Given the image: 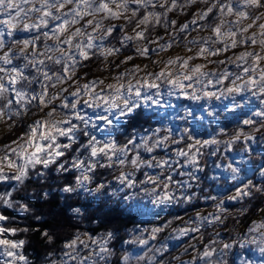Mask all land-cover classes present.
Listing matches in <instances>:
<instances>
[{
	"label": "snow or ice",
	"instance_id": "obj_1",
	"mask_svg": "<svg viewBox=\"0 0 264 264\" xmlns=\"http://www.w3.org/2000/svg\"><path fill=\"white\" fill-rule=\"evenodd\" d=\"M12 0H0V9L3 8L5 3H11ZM85 0H69L67 9L65 7L64 0H41L37 5L36 0H22V3L25 5L31 4L32 7L29 11L33 14H36V20L34 22L23 23V28L20 30L22 33L33 32V30H38L42 34L47 43L44 44V48L47 51V56H45V51L40 50V46L36 41H33L28 38H16L14 33H18L16 29V24L21 22V16L23 13L20 12L17 8L16 12L13 13L11 10L8 13L0 11V16L3 18L0 19V47L7 48L8 45L5 44V35L11 37V42H20L22 47L16 51H13L9 48L8 51L0 53V101H3L4 93H8L7 101L0 103V116L5 115L6 108L15 109V114L18 115L21 107L29 108L32 102H39L44 105L47 103L48 94L50 88L48 83L45 81H51L53 75L63 78L68 76L70 68L76 63L74 58L71 46L76 40V34L81 32L84 28L89 25L95 24V27L91 29L90 32L85 33L88 41L94 39V33L100 29L101 25L98 21L88 20L82 18V15L86 17L87 12L82 14L81 12V3H84ZM122 0H100L102 9L105 12L104 19L109 18H119L123 15V11L120 8V3ZM133 2L142 10L137 16L136 12H133V16H136V19H131L127 16L124 17V23L121 25L113 24L106 29V34H111L113 32H120L121 28H127L130 24H136L141 26V30L134 29L136 40H142L145 37L147 25L152 23V17L155 16V26H158L161 22L165 24L171 23L176 25L177 22L175 19H171L166 13L162 14L161 12L153 13L151 10L145 11L144 8H168L169 11L177 7L179 0H170V3L164 2L159 5L156 4V0H133ZM198 3H203L204 0H196ZM110 3H115L116 7H110ZM186 4H192L193 0H185ZM58 5L57 7H53ZM75 5V8L72 7ZM264 6V0H237L236 3H233V0H215V3L209 4L208 6L199 10V14H194L191 19L192 24H198L200 27L210 26L211 40L216 42V48L210 49V39L209 37L202 38L199 43L202 44L200 51L197 53V58L204 59V53L207 51L212 56H219L221 52L228 53L232 52L236 56L237 67L241 70L239 74L232 78V73L230 71L222 72L219 77L215 80H209L208 83L218 84L222 87L219 89L220 93L226 95L236 96L242 92H251L253 96L264 94V64L261 63L264 60V56H261L259 51H249V50H239L244 46H255L257 43L264 48V23L259 24V28L262 29L259 33H252L251 35H241V33H247L253 25L249 24L243 27L238 28L239 21L241 19H249L252 17V12L249 9L259 10ZM243 9V11H241ZM227 15L230 18L227 21L229 25L227 31L225 30V20L223 17ZM256 19V17H253ZM79 21V27H73L69 29V25H75ZM180 33L185 32L188 29V23H180L178 25ZM50 29V30H45ZM70 32V34L65 37L64 33ZM179 35V33L177 34ZM56 37L55 40L52 38ZM159 38V35H158ZM131 37L127 34H123L121 41H131ZM36 40H39V36L36 37ZM225 40L228 42L225 43ZM171 41V40H170ZM195 43L197 41H191ZM85 42L81 41L77 44V50L79 56L87 61L89 59L88 51L85 48ZM92 47L91 44L88 45ZM162 47L170 48L172 46L171 42H167L166 45L162 44ZM68 48L67 53L68 57H73L72 63L69 64L68 60L65 57V53L60 52L59 55L55 57L52 55L53 48ZM119 51L118 48L108 49L105 53L106 55H114ZM134 51L138 52L139 55L147 57L152 54L154 51L153 48L148 47L147 45L141 51L135 49ZM16 57V59H13ZM227 56L225 57V59ZM131 56H125L124 61H131ZM176 62L180 64L181 67L187 68L189 66V58H180L176 57ZM225 59H221L217 62L223 64ZM51 61L53 65L58 67L48 69L46 62ZM168 65L172 63V60L166 62ZM39 66V67H38ZM137 70L139 66H133ZM204 66L197 64L193 66V70L200 72L201 75H209L208 73H203L201 70ZM26 68H31L33 71L28 72ZM35 72L40 80H36V76L33 75ZM211 75L215 76V73ZM171 77L168 80V84L173 86L169 91V95L173 91L179 90V95L185 96L193 101H199L201 99L207 98H216L219 99L217 91L209 90L206 86L202 91V94H197L195 88L189 83L186 84V81L193 80L191 75L177 73L175 76L172 75L170 68L167 70L162 68L154 73H145V76L142 77L141 81H138L136 88L130 84L128 86L129 97H124V85H108L110 89L114 90V95L109 97L108 95L101 94L99 97H92V93L88 92L90 99H102L106 103L111 100V104L105 111H111L112 109H120V115L126 116L130 115L134 110L140 107L141 102L150 101L152 104H159L161 101L157 98L161 94L159 91H156L155 96H145L143 94L144 88H151L153 90H158L160 85L156 81L162 77ZM183 76V79L180 77ZM247 79H244V77ZM152 77V79H149ZM239 81V83L237 82ZM103 83V81H100ZM41 84V90L36 91V84ZM93 83H95L93 81ZM31 85V87H28ZM79 90H76L77 94ZM9 93L12 95L10 96ZM31 93V96H29ZM135 95L137 97L136 101H130V97ZM13 96L15 99H13ZM55 98V97H54ZM120 98H124V104L121 106L116 103ZM261 108L253 113V116L258 117L259 119L254 120L253 118L243 119V125L249 126L250 131H245L244 129L237 128L231 133H226L225 129L221 128V135H228V139L224 140L223 143L228 148H233L234 145L240 141H251L254 137L259 134L264 138V100H261ZM66 107L67 105H62ZM52 113H49L51 115ZM211 115V113H209ZM77 119H84L77 115ZM97 119L101 124L107 123L110 124L112 121L107 116H100ZM134 119V118H133ZM67 121L55 122L49 126L48 121H37L32 126V132L29 136V141L24 144L23 151L20 149H12L9 151L8 155H5L3 158H0V181H13L15 182L13 187L14 189L18 186H22L28 180L32 170L35 171L37 177L43 178L45 180L49 179L48 173L55 171L63 175L64 173H69L70 170H75L74 175H72L71 180H66L60 191L64 193H76L78 190H87L96 192L101 189H104L103 183H98L95 187H88L93 182V177L95 175V170L97 168H113L118 169V175L114 178L120 182L121 185L127 187L135 186L136 181L129 178L134 175L136 170L142 168V166H147L150 168H158L161 172L157 175H148L145 173V180L140 181L143 184L145 181L149 184L154 185L152 188L148 189L149 192L155 197L154 202L161 204L164 201L171 203L176 200L177 197L173 194L171 186L177 184L173 177L169 174L171 165L168 159L163 157L157 158L155 155L151 159H145L142 157L138 150L143 149L144 152L153 153V150L156 148L163 147L168 149V141L170 139V130H165L168 134L157 136V133L161 132V129H155L151 136L144 135L140 137L138 142L135 141V137H130L123 145H121L118 139L112 140H100L96 136H91L87 138L86 143H80L78 148H75L76 152H80L81 149L87 153V158L82 159L81 156L72 155L71 159L66 158V152L62 151L63 149H73L75 137L72 136V128L69 127H60V124L67 125ZM37 128L46 130L47 135L51 136V141L56 140L57 133L59 135H66L69 139V143L63 145H56V147H51V143L47 146L41 145L36 142L34 137L37 131ZM189 130L184 129V133L188 134ZM43 135V133H42ZM173 144H179V141L172 139ZM221 140L212 138L207 140L195 139L192 135H187V140L184 147H177L175 149V155L178 157L184 158V163L191 165L194 170L200 169V158L205 154V149L209 145H219ZM31 148L32 151L28 152L27 149ZM51 150H48V149ZM247 145H243L241 150L245 151ZM47 152L43 158H41V152ZM216 150L211 152V155H216ZM15 153L18 157L17 160L11 159L12 154ZM131 153V155H129ZM63 160V162H61ZM23 161V163H21ZM37 166H40L37 170ZM125 166H128L131 171H127ZM216 167H221L217 164ZM226 172L230 174V179L237 181L241 186L235 187L234 192L231 195L225 197L226 200H245L246 203L251 200H259L264 202V167H261L258 171V175L261 177V182L256 183L254 180L249 179L246 183L240 178L241 167L234 165L233 163H227L223 165ZM14 169L11 173H5L4 169ZM185 175V173H181ZM192 179H196L195 171L187 173ZM163 177V178H162ZM187 185V181L184 182ZM190 187V186H189ZM157 188H160L161 191L157 195ZM43 195L47 196L48 193L45 192ZM195 194L185 195L181 194L184 202L190 203ZM12 192H0V206L3 208H13L16 207L20 211H29V206L25 203L15 201L13 198ZM128 199V197H124ZM215 200L213 211L210 213L202 214L200 211L194 213L195 220L189 218L184 221L188 226L182 228H174L173 231L177 232L178 235H185L188 232H197L199 229L195 226L196 224L202 221H215L218 223L224 222L223 214L228 213V208L225 206L224 200H218L216 197H210ZM246 210V209H244ZM259 211L264 212V208L259 209ZM73 212L79 213L80 209L75 208ZM9 217L5 216L2 211H0V222L7 221ZM38 219V217H37ZM176 219L182 220V217H176ZM171 224V221L168 222ZM258 229H264V219L261 221H254L253 227L249 228V232L256 231ZM164 229L159 226H153L150 229L149 239H155L156 234L162 232ZM17 231H28V229H17L5 227L3 224H0V257L4 258V264H28L27 258L19 253L17 250L21 249L25 243L24 240H17L8 237V233H11L13 236ZM145 232H148L149 229H144ZM41 235L45 236L49 242L53 240V236L48 232H43ZM113 232L109 231L105 234L103 238H94L88 236L87 233H84V236L91 241L92 244L99 246V252L95 255H99L101 259H104L106 256L111 255V250L109 249L108 241L113 238ZM246 242L256 243V239L253 238L251 241L241 240L239 243L241 247H244ZM125 243L130 244H140L146 245L148 243L147 239L134 236L132 240L125 241ZM237 243V241H232V243H224L219 249L209 248L208 245L204 246L203 251L198 252L196 256H193L192 259L195 260L198 257L201 259L212 258L213 254L217 251L220 253L221 257L227 255V250L232 248V245ZM77 244H83L87 247V242L84 239H81L79 234H76L73 239L68 241L64 247L67 249H76ZM260 244L259 251L261 254H264V231L260 232ZM66 256L70 259H75L72 252H66ZM90 259V257H89ZM120 259L123 261V264H129L130 256L127 253H124ZM138 259H143V257H138ZM155 257H149V260H154ZM52 264H55L53 261ZM83 264V262H82ZM95 264V261L92 262ZM205 264H227L224 259L213 260L206 259ZM243 264V261H242Z\"/></svg>",
	"mask_w": 264,
	"mask_h": 264
},
{
	"label": "rangeland",
	"instance_id": "obj_2",
	"mask_svg": "<svg viewBox=\"0 0 264 264\" xmlns=\"http://www.w3.org/2000/svg\"><path fill=\"white\" fill-rule=\"evenodd\" d=\"M179 3H183V0H179ZM196 11L197 8L191 6H189L187 12L180 9L183 18L179 22L188 23V29L185 32L197 28L199 23H203H191ZM2 18L0 16V19ZM37 32L38 30H33L29 33H14V35L16 38H25L35 35ZM157 35H163V30H159ZM4 39L6 42H10L7 35ZM130 43L122 51L134 53V49L130 48ZM37 44L42 47L43 41H38ZM239 50L241 49L238 48L236 51ZM171 54L172 51L170 50L169 55ZM231 54L230 51L224 54L223 57L217 58L224 59ZM123 58L121 57V59ZM116 62L119 63L120 61L117 60ZM141 62L140 60H133L130 63L134 65ZM81 63L90 64L91 59L81 61ZM228 68L230 71L234 70L232 65H229ZM84 71H88V69ZM77 76L78 78L83 76V71L79 72ZM91 78V76L86 77L85 82ZM208 88L216 91L219 86L210 85ZM175 91L179 93L178 89ZM9 95L12 94L9 93ZM13 99H15L14 96ZM159 100L161 101L159 104H152L150 101L143 102L141 107L137 109V111L143 110V113L153 115L157 119L156 126L151 125V128L147 126L141 131H126L125 136L128 139L135 137L134 142H138L141 136H151L157 128L161 129L157 136L168 134L165 130H170V139L179 141V144L169 143L168 149L156 148L153 153L144 152L143 149L138 151L145 159H151L155 155L157 158L163 157L169 160L171 165L169 174L179 184V186L177 184L171 186L177 199L171 203L164 201L157 204L154 202L155 197L153 194L144 191V189H150L154 185L146 181L141 184L140 181L145 180V173L157 175L161 170L146 165L136 170L134 175L129 177L136 181L133 187H125L114 178L118 175L116 167L97 168L93 182L89 187H95L98 183H107L110 188H106V193L111 188L123 189L119 191L117 196L109 195L106 199L89 194L84 190H78L72 194L60 191V187L63 186L66 180L70 181L72 175L76 174L75 170H70L69 173L63 175L53 170L48 173L49 179L47 180L37 177L35 175L36 170H32L26 183L15 189L13 187L15 182L0 181V192H12V198L15 201L29 206L30 210L27 212L20 211L16 207L5 209L0 206V211L9 217L7 221L0 222V224L9 228L28 229V231H17L14 236L11 233L7 234L9 238L25 241L23 247L17 251L27 258L28 264H52L53 261L55 264H82V262L83 264H92L93 261H95V264H123L120 257L124 253L129 254L130 264H134L137 257H143L140 264H160L162 261H168L169 264H172L175 256L183 257L181 264H205L206 259H224L227 260V264H242V261L243 264H264V254L259 251V247L262 246L260 244V232L264 229L249 232V228L253 227L254 221L264 219V212L259 211V209L264 208V202L251 200L246 203L247 198L245 200H226L225 197L231 195L235 187L241 185L237 181L231 180L230 174L223 167L227 163H233L241 167L240 178L244 183L249 179L260 183L261 177L258 175V171L261 167H264V138L257 134L251 141L240 140L233 148H228L223 143L224 140L228 139V135H221L220 133L221 128L225 129L226 133H231L237 128L250 131V127L243 125L242 121L249 117L254 120L259 119L253 116V113L261 108L260 102L264 100V94L253 96L251 92L246 91L236 96H222L219 99L204 98L193 101L182 95L168 96L162 92ZM184 109L191 111L192 115L188 116L187 119H179V117L186 115ZM84 111L89 115H93L92 109L85 108ZM209 112L212 115H209ZM97 123L101 122L98 121ZM185 127L189 130L188 134L182 131ZM22 130L23 125H21V132ZM19 134L17 133V135ZM92 134L100 140L104 139L103 135L95 131ZM189 134L195 139L216 138L221 140L219 145H209L205 149V154L199 161L202 170H194L191 165L184 163L183 157L175 155V149L184 147ZM12 138L15 139V137ZM116 139L119 143L126 142L124 137H116ZM0 142L4 141L0 140ZM86 142L87 137L81 134L79 143L66 153V158L70 160L72 155H77L81 156L82 159H86L87 153L83 149L80 152L75 151L80 143ZM245 144L247 149L242 151L241 148ZM217 148L219 151L216 152V155H211V152ZM217 164L221 167H216ZM39 168L40 166H37V170ZM125 168L127 171H131L128 166H125ZM193 171H195L196 179H192L187 175V173ZM181 173H185V175H181ZM185 181H187V185L184 184ZM160 191L161 189L157 188V195ZM45 192L48 193L47 196L43 195ZM182 193L195 195L190 203H186L181 196ZM124 197H128V199ZM210 197L224 200L225 206L228 208V213L223 214L224 222L222 224L215 221H202L195 225L199 229L197 232L178 235L177 232L173 231L174 228L188 226L184 221L189 218L195 220L194 213L197 211L205 215L212 212L216 201ZM75 208L80 209L78 214L73 212ZM248 210L252 212L251 215L248 214ZM176 217H182L183 219L179 220ZM44 219H48L52 223L39 232L38 235L33 236L34 229L30 228L29 222H39ZM169 221H171V224L168 223ZM153 226L162 227L164 230L156 234L155 239H149L150 229ZM146 228L149 229L148 232L144 231ZM109 231L114 234L107 245L112 254L101 259L99 255H95L99 252V246L92 244L84 236V233L94 238H103ZM43 232L50 233L53 240L49 242L45 236L41 235ZM141 233H143L142 238L148 240L146 245L125 243V241L132 240L134 236H140ZM76 234H79L81 239L86 240L88 246L77 244L75 250L79 253V259H70L65 255L66 252H69V249L65 248L64 245L73 239ZM253 238L256 239V243L246 242L244 247H241L239 243L241 240L251 241ZM232 241H237V243L227 250L226 256L221 257L217 251L212 258L201 259L197 256L195 260L192 259L198 252L203 251L205 245H208L209 248L219 249L222 244L232 243ZM156 249L161 250L155 251ZM149 257H155V259L150 261ZM0 264H4V258L2 257H0Z\"/></svg>",
	"mask_w": 264,
	"mask_h": 264
},
{
	"label": "clouds",
	"instance_id": "obj_3",
	"mask_svg": "<svg viewBox=\"0 0 264 264\" xmlns=\"http://www.w3.org/2000/svg\"><path fill=\"white\" fill-rule=\"evenodd\" d=\"M41 2V0H36V4L38 5ZM166 2V0H156V4L159 5L161 3ZM168 3H170V0H167ZM237 0H233V3H236ZM65 7L67 9L69 0H64ZM215 3V0H204L203 3H198L196 0H193L192 4H186L185 0H183V3H178L177 7L171 9L169 11L168 8H144L143 10L148 11L151 10L153 13L155 12H161L162 14H167L171 19H175L177 24L172 25L171 23L165 24L164 22H161L157 27L155 26V16L152 17V23L147 25V31L145 34L144 39L142 40H136L135 38V32L136 30H141V26L136 24H130L127 28H121L120 32H113L111 34H106V29L113 25H121L124 23V17L127 16L131 19H136V16H133V12L135 11L137 16L139 15V12L142 10L139 8L133 0H122L120 3V8L123 11V15L119 18H109L104 19L105 12L101 7L100 0H85L84 3H81V12L82 14L84 12H87L88 15L84 17L82 15V18L98 21L101 25L100 29L97 30L94 33V39L92 41L87 40V36L85 33L90 32L93 27H95V24L89 25L88 27L84 28L81 32L76 34V40L71 46L74 58L76 60V63L70 68L69 74L66 77L60 78L56 75H53V79L49 81H45L44 83H48V86L50 88L47 103L42 105L39 102H32L29 108H23L21 107L19 114H15V109H8L5 110V115L0 116V140L4 142H0V158H3L5 155L9 154V151L12 149H20L23 151V145L26 144L29 141V136L32 132V126L35 122L40 121H48L49 126H51L55 122H63L67 121V125L60 124V127H69L72 128V136L75 137V140L72 141L75 145L79 143V139L81 137V134L83 136L90 138L93 135L92 132L95 131L101 135L104 136L103 140H112L116 139V137H124V139L127 141L128 138L125 136V132L127 129L132 128L133 122H136L138 119L146 118L147 114L145 116H141L140 112L134 110L130 115L121 116L120 115V109H112L111 111H105L106 108H108L111 104V100H109L107 103L103 101L102 99H90L88 96V92L92 93V97H99L101 94L108 95L111 97L114 95V90L110 89L108 85H124V97H129L128 94V86L131 84L133 88H136L139 86L137 84L138 81H141L142 77L145 76V73H154L158 71V69H168L170 68L172 71V75L175 76L177 73L191 75L193 77V80L187 81L186 84H191L197 94H202V91L204 88L210 85H218L215 83L209 84L208 81L212 80L215 81L219 75L224 71H230L228 66L232 65L234 66V70H231L232 78H235L237 74L241 71L237 67V61L235 54L228 55L225 59V62L223 64L217 62L221 59L217 57H223L225 53L221 52L219 56H212L209 54V52L204 53V59L197 58V53L200 51L202 44L199 43V41L202 40L204 37H209L210 49L216 48V42L214 40H211L210 33L211 28L210 26L206 27H200L192 28L188 32L180 33V29L178 25L180 24V20L183 18V14L180 12V9H183L184 12L189 11V6L197 8L196 14H199V10L208 6L209 4ZM58 5H54L53 7H57ZM110 7H116L117 5L115 3H110ZM32 7L31 4L25 5L22 3V0H12L11 3H5L3 8L0 9V11L4 13H8L10 10L15 13L17 8H19L20 12L23 13L21 16V22H18L16 24V29L18 33H22L20 30L23 28V23L26 22H34L36 20V14H33L29 11V9ZM73 8H75V5H72ZM243 11V9H241ZM249 11L252 12V17L249 19H241L239 21L238 28L246 26V25H253L251 29L247 33H241V35H251L252 33H259L262 31V29L259 28V24L264 23V6H262L259 10L255 9H249ZM253 17H256V19H253ZM230 18L235 17H229L225 15L223 19L225 20V30L227 31L229 25L227 24V21ZM73 27H79V21L75 25H69V29ZM159 30H163V35H157V32ZM179 33V35H177ZM195 33V35H193ZM70 34V32H65L64 36L67 37ZM123 34H127L132 39L131 41H121V37ZM39 36V40H36V37ZM182 36V39H181ZM10 41L12 40L11 37ZM28 39H31L33 41H43V46L40 47V50L45 51V56H47V51L44 48V44L47 43L46 38L37 32L35 35H31L29 37H25ZM53 40L56 39V37L52 38ZM171 40L172 46L170 48L168 47H162L161 45H166L168 41ZM81 41L85 42V48L88 51L89 59H91L90 64H82L81 61H84L78 53L77 50V44ZM191 41H197L195 43H192ZM99 42V43H95ZM131 49H139L143 50L145 46L151 47L154 49L151 55L147 57H143L139 55L138 52H124L122 51L123 48L126 46H129ZM228 41L225 40V43ZM5 44L8 45L7 48L0 47V53H3L5 51H8L9 48L13 51H16L22 47V44L20 42H6ZM91 44L92 47H89L88 45ZM112 48H118L119 51L114 55H106L108 49ZM158 49V51H156ZM179 51H176V50ZM241 50H249V51H259L261 56H264V48L261 47L259 43H257L255 46H244L242 48H239ZM172 51V54L169 55V51ZM69 49L68 48H53L52 49V55L55 57L56 55H59L60 52L65 53V57L69 64L72 63L73 57H68ZM125 56H131L133 60H140L141 63L134 64L135 66H139V69L137 70L134 68L133 64H131V61L125 62L124 58L121 59V57ZM176 57L180 58H189L191 59L188 61L189 66L187 68L181 67L178 62H176ZM13 59H16V57H13ZM88 59V60H89ZM119 60L120 62L117 63L116 61ZM172 60V63L168 65L166 62ZM262 64H264V60L261 61ZM203 65L202 68L203 73H208L209 75H201L200 72H196L193 70L194 65ZM95 65V67H93ZM46 66L48 69H52L55 67H58L56 65H53L51 61L46 62ZM39 67V66H38ZM85 69H88V71H84ZM31 68H26V71H31ZM83 71V76H80L78 78L77 74L79 72ZM212 73H215V76L211 75ZM101 74L102 78H101ZM33 75L36 76V80L39 81L40 77L33 72ZM91 76L92 78L89 79L87 82H85V78ZM171 77H162L158 79L156 82L159 83L160 87L158 90H154L151 88H144L143 94L145 96H155L156 91H159L161 94L162 92L168 96L172 95H179L176 91H173L171 95H169L170 89H172L173 86L168 84V80ZM149 79H152V77H149ZM180 79H183V76L180 77ZM244 79H247L245 76ZM103 81L101 83L100 81ZM93 81L95 83H93ZM239 83V81H237ZM219 88L217 91V94L219 97L222 96H232V95H226L220 93L219 89L222 87L221 85H218ZM28 87H31V85H28ZM79 90L77 94L76 90ZM41 90V84H36V91L39 92ZM29 96H31V93H29ZM55 97V98H54ZM159 99V97H157ZM8 99V93L5 92L3 96V101H7ZM137 97L135 95H132L130 97V101H136ZM3 101H0V103H3ZM117 104L123 105L124 104V98H120L116 101ZM143 102L140 103V107ZM67 105L66 107H63L62 105ZM147 106V105H145ZM139 107V108H140ZM92 109L93 115H89L84 111V109ZM138 108V109H139ZM186 115L179 117V119H187L188 116L192 115L191 111H188L187 109H184ZM49 113H52L49 115ZM211 113V112H209ZM77 115L80 117H83L84 119H77ZM212 115V113H211ZM100 116H107L111 119V123L107 124H101L97 123L99 120L97 117ZM134 118V119H133ZM100 122V121H99ZM21 125H23V130L21 132ZM184 129H182L184 133ZM17 133H20L17 135ZM43 133V135H42ZM56 135V140L54 142L51 141V136L47 135L46 130L37 128V131L35 133V141L40 143L41 145H49L51 143V147H56V145H63L65 143H69V139L66 135H59L57 133H53ZM186 134V133H185ZM12 137H15L13 139ZM66 141V142H65ZM172 143V140L169 139L168 144ZM123 145L124 143H120ZM48 150H51L50 148ZM62 151H65L66 153L69 152L71 149H63ZM28 152H31L32 149H27ZM41 158H43L45 155H47V152H41L40 153ZM11 159L17 160L18 157L15 153L12 154ZM23 163V161H21ZM35 170V169H34ZM5 173H11L14 171V169H4ZM104 188H110V186L107 183H103ZM89 187V186H88ZM127 187V186H125ZM123 189H116L111 188L110 191L107 193L104 189H101L96 192L87 191L89 194L107 198V196L111 195L113 197L117 196L119 191H122ZM145 192L148 191V189H144ZM143 233H141L140 236L142 238ZM161 249H156L155 251H160ZM69 252H72L74 254L75 259H79V253L76 252L75 249H69ZM147 255V254H146ZM183 259L182 256H175L173 257L172 264H181V260ZM142 259L135 258L134 264H140V261ZM227 262V260H225ZM130 264V262H129ZM160 264H169L168 261H162Z\"/></svg>",
	"mask_w": 264,
	"mask_h": 264
},
{
	"label": "trees",
	"instance_id": "obj_4",
	"mask_svg": "<svg viewBox=\"0 0 264 264\" xmlns=\"http://www.w3.org/2000/svg\"><path fill=\"white\" fill-rule=\"evenodd\" d=\"M138 112H140L141 116H145V114H146V113H143V110H140ZM156 124H157V119L153 115L147 114L146 118L138 119L136 122H133L132 128L127 129L126 131H128V132L133 131V130H135V131L140 130L141 131V130H143L144 127L148 126V128H149V126H150V128H151V125L156 126ZM147 130H149V129H147ZM5 211L7 213H9L7 210H5ZM247 212L250 215L252 213L250 210H248ZM51 223L52 222L50 220L44 219L43 221H39V222L31 221V222H29V226L31 229H34L32 234H33V236H35V235H38L39 232H41L45 227H47Z\"/></svg>",
	"mask_w": 264,
	"mask_h": 264
}]
</instances>
